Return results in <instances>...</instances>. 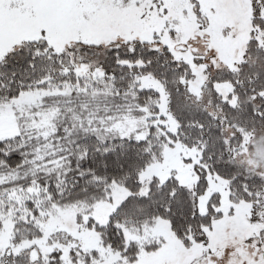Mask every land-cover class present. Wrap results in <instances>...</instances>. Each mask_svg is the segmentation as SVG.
<instances>
[{
    "label": "snow or ice",
    "instance_id": "6c2138e0",
    "mask_svg": "<svg viewBox=\"0 0 264 264\" xmlns=\"http://www.w3.org/2000/svg\"><path fill=\"white\" fill-rule=\"evenodd\" d=\"M0 264H264V0H0Z\"/></svg>",
    "mask_w": 264,
    "mask_h": 264
}]
</instances>
